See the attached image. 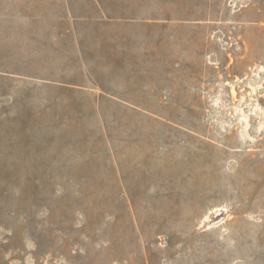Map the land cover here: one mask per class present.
<instances>
[{
  "label": "rangeland",
  "instance_id": "obj_1",
  "mask_svg": "<svg viewBox=\"0 0 264 264\" xmlns=\"http://www.w3.org/2000/svg\"><path fill=\"white\" fill-rule=\"evenodd\" d=\"M0 264H264V0H0Z\"/></svg>",
  "mask_w": 264,
  "mask_h": 264
}]
</instances>
